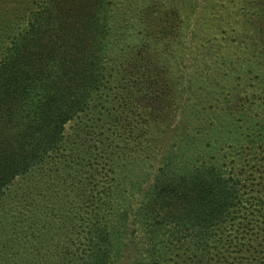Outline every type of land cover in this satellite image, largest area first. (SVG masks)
Here are the masks:
<instances>
[{"label":"trees","instance_id":"1","mask_svg":"<svg viewBox=\"0 0 264 264\" xmlns=\"http://www.w3.org/2000/svg\"><path fill=\"white\" fill-rule=\"evenodd\" d=\"M99 1L31 0L29 8L19 12L21 33L12 46L5 47L0 40V53L5 55L0 62V188L9 187L19 175L60 164L63 175L59 177L64 181L56 172L51 177L63 190L69 181L75 184L73 175L88 181L86 191H53L38 208L42 215L33 228L35 232L40 228L48 232L54 226L58 232L63 231L43 263L117 264L127 256L130 261L126 264H172L175 257L182 260L176 264H255L233 254L253 253L247 244L264 240L263 105L258 106L263 123L255 125L250 119L244 135L248 148L236 155L226 151L222 160L211 157L221 146L227 147L235 135L226 127L227 119L213 121L204 126V139L194 142L196 148L190 156L186 157V148L194 145H182L177 157L172 150L167 151L158 168L156 148L142 143L130 145V149L136 146L148 151L151 162L139 176L130 170V179L143 177L150 182L138 204L137 194L132 192L124 197L125 191L120 190L93 191L102 164L115 161V147L122 149L115 143H127L128 139L134 143L132 131L120 120L99 135L81 125L67 131V126L88 107L100 83L92 78L94 61L85 70L77 64L81 60L79 50L87 41L82 35L68 34L65 22L70 21L66 16L73 9L85 8L87 11L78 13V18L87 20L82 29L100 27L101 21H94V12L101 10L96 3ZM247 3L254 9L251 17L261 26L254 34L261 47L264 0ZM68 56L76 61L71 72L64 67L70 62ZM249 104L252 107L248 110L240 106L226 113L234 117L253 113L257 104ZM142 120L149 123L148 117L136 119L138 123ZM236 129V141L242 144L243 135ZM151 131L146 126L140 132ZM151 135L140 138L143 143L158 140L154 133ZM95 159L100 163L92 169ZM199 160L202 162L198 164ZM77 197L83 204L74 210L70 201ZM29 207H35L33 202L18 207V214ZM188 256L196 260L188 262ZM229 257L234 261L229 262Z\"/></svg>","mask_w":264,"mask_h":264},{"label":"rangeland","instance_id":"2","mask_svg":"<svg viewBox=\"0 0 264 264\" xmlns=\"http://www.w3.org/2000/svg\"><path fill=\"white\" fill-rule=\"evenodd\" d=\"M4 2L6 6H2ZM31 3V0H0V40L5 47L10 48L21 33L19 12L29 8ZM96 3L101 10L94 12V21H101L100 27L82 29L87 20L78 18V13L87 11L85 8L73 9L66 16L70 21L65 22L68 34L82 35L87 41L79 50L81 60L77 64L85 70L88 63L94 61L92 78L100 83L92 92L88 107L67 126V131L70 133L81 125L99 135L120 120L132 131L134 143L128 138L127 143H115L122 149L115 147L118 152L115 161L102 164L93 191L106 189L114 193L120 190L125 191L124 197L132 192L137 194L135 204H138L150 182L143 177L130 179V170L135 171L134 176H139L151 162L147 158L148 151L142 152L136 146L130 149V145L142 143L156 148L158 168L167 151L172 150L177 157L180 146L198 144L204 139V126L213 121L227 119L226 127L235 135L227 147L221 146L211 157L222 160L226 151L236 155L248 148V137L244 135L250 119L255 125L263 123L258 106L263 105L264 110V43L257 46L254 34L261 26L251 17L254 9L248 6L247 0H100ZM4 57L0 53V62ZM67 61L70 62L64 67L71 72L76 61L69 56ZM249 103L257 104L253 113H240L235 117L226 113L229 108L240 106L248 110L252 107ZM141 116L148 117L149 123L144 120L138 123L136 119ZM233 123L244 136L242 144L236 141L237 129ZM146 126L158 137L157 141L143 143L141 135L152 137L150 132H140ZM195 148V145L186 148V157ZM201 162L199 160L198 164ZM97 163L100 162L95 159L92 169ZM86 165L89 170V164ZM62 166L19 175L9 187L0 188L3 191L0 197L1 264H44L56 239L63 236V231L58 232L55 226L48 232L43 228L36 232L33 229L42 215L38 208L53 191H86L88 181L84 176L73 175L75 184L69 181L64 190L58 180H52L54 172L57 178L63 175ZM28 195L31 196L25 198ZM27 202H33L35 207L18 214L17 208L26 206ZM70 202H74L70 205L74 210L83 204L80 197ZM247 245L253 253L233 256L264 264L263 238ZM194 260L195 257H186L188 262ZM128 261L130 258L126 256L117 264ZM180 261L175 257L172 264ZM228 261L233 262L234 257H229Z\"/></svg>","mask_w":264,"mask_h":264}]
</instances>
